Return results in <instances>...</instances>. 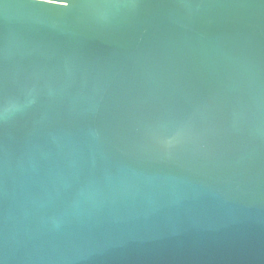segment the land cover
<instances>
[{"label": "water", "instance_id": "obj_1", "mask_svg": "<svg viewBox=\"0 0 264 264\" xmlns=\"http://www.w3.org/2000/svg\"><path fill=\"white\" fill-rule=\"evenodd\" d=\"M0 264H264V0H0Z\"/></svg>", "mask_w": 264, "mask_h": 264}]
</instances>
